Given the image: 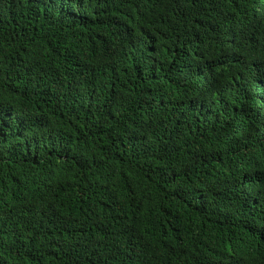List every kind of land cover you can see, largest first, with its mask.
<instances>
[{"label": "trees", "instance_id": "trees-1", "mask_svg": "<svg viewBox=\"0 0 264 264\" xmlns=\"http://www.w3.org/2000/svg\"><path fill=\"white\" fill-rule=\"evenodd\" d=\"M0 264H264V0H0Z\"/></svg>", "mask_w": 264, "mask_h": 264}]
</instances>
